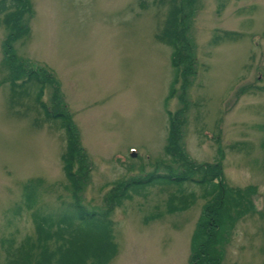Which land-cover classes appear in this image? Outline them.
I'll use <instances>...</instances> for the list:
<instances>
[{
	"label": "rangeland",
	"instance_id": "obj_1",
	"mask_svg": "<svg viewBox=\"0 0 264 264\" xmlns=\"http://www.w3.org/2000/svg\"><path fill=\"white\" fill-rule=\"evenodd\" d=\"M27 1L20 20L28 31L17 39L6 37L16 30L3 21L10 9L0 11V240L12 237L16 245L33 233L30 212L12 211L24 183L38 179L43 209L69 199L67 135L61 119L45 113L58 109L86 155L84 204L104 207L113 183L149 172L192 169L189 177L198 178L182 155L219 164L226 186L239 189L229 217L220 218V264H264V0H195L174 41L163 34L167 2ZM186 35L191 69L182 52ZM4 39L9 55L46 70L52 82L9 62ZM169 116L179 122L174 141ZM216 190L191 181L129 190L108 214L115 251L105 264H189L192 237ZM4 257L0 243V264Z\"/></svg>",
	"mask_w": 264,
	"mask_h": 264
},
{
	"label": "trees",
	"instance_id": "obj_2",
	"mask_svg": "<svg viewBox=\"0 0 264 264\" xmlns=\"http://www.w3.org/2000/svg\"><path fill=\"white\" fill-rule=\"evenodd\" d=\"M159 4L168 3L165 18L164 36H170L168 41H174L177 31L183 26L185 31L186 25L195 12V0H155ZM154 1V2H155ZM11 2V3H10ZM10 2L0 0V11L8 8L3 15V21L7 25L13 24L15 32L7 34L8 40H14L19 35L26 34L28 27L26 20L22 22L20 16L22 12H28L29 4L27 0H10ZM172 10H171V9ZM29 15V14H28ZM159 33L156 38H160ZM162 37V35H161ZM185 47H183L184 60L187 67L193 66L192 46L189 42V36H181ZM7 39L1 43L3 51L9 62L19 65V69L38 81L52 82L51 75L46 70L39 68H26L23 61L9 55L12 48ZM179 49V48H178ZM12 53V52H10ZM176 65V64H175ZM38 76V77H37ZM18 86L21 85L17 84ZM242 88L252 89V86ZM54 94V93H53ZM56 95L54 94V98ZM42 108H45L41 105ZM58 106V105H57ZM46 110V109H44ZM48 117L61 119L62 128L67 135L66 149L62 156L63 169L65 170L66 179L71 183V194L67 201L60 200L59 206L52 209H43L38 203V188L36 181L24 183L20 203L12 210L14 214H19L21 209L29 211L33 224V233L25 235L24 238L14 245L12 237L2 238L0 241L5 253L4 260L1 264H105L114 254L115 247L111 239L112 222L108 217L112 208L121 202L122 199L128 198L129 190L144 186L151 182L160 183H181L196 182L206 184L212 188H217V196L213 201L208 202L202 211V218L207 216L205 222L200 218L195 235L191 241V255L189 264H220L222 233L220 234L221 217L228 218L225 215L230 207H233L237 201L234 195H239V189L228 188L221 176L219 164L194 163L182 155L181 159L194 169L195 174L198 172V178L189 177L193 175L192 169L190 174L175 173L170 169L167 173L149 172L143 177H131L127 180H119L111 186L110 190L104 196V207H89L83 203L79 194L81 183L84 182L86 173L89 170L86 165V155L82 147L79 146L75 136V128L67 119V115L58 109L49 113L45 112ZM52 115V116H49ZM67 119V121H66ZM175 121V122H174ZM173 116H169V132L172 141L180 137L177 131L178 126ZM179 124V122H178ZM176 126V127H175ZM169 141V140H168ZM264 148V139L262 140ZM166 151L170 149L166 146ZM175 150L180 152V148L175 145ZM75 166V170L69 167ZM186 166V168H187ZM33 180V179H32ZM211 190V189H210ZM209 190V191H210ZM111 203V205H109ZM227 209V210H226ZM229 214V213H228ZM228 216V217H227ZM220 238V239H219ZM202 248V249H201ZM202 250V251H200Z\"/></svg>",
	"mask_w": 264,
	"mask_h": 264
}]
</instances>
